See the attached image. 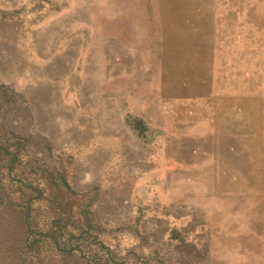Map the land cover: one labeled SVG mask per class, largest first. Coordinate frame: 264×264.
<instances>
[{
	"label": "rangeland",
	"instance_id": "374dc122",
	"mask_svg": "<svg viewBox=\"0 0 264 264\" xmlns=\"http://www.w3.org/2000/svg\"><path fill=\"white\" fill-rule=\"evenodd\" d=\"M0 85L123 252L264 264V0H0Z\"/></svg>",
	"mask_w": 264,
	"mask_h": 264
},
{
	"label": "trees",
	"instance_id": "16d2710c",
	"mask_svg": "<svg viewBox=\"0 0 264 264\" xmlns=\"http://www.w3.org/2000/svg\"><path fill=\"white\" fill-rule=\"evenodd\" d=\"M16 95L0 85V264H171L139 218L128 230L137 244L123 252V224L95 212L97 185L79 184L62 153L50 144L36 150L12 118L21 111Z\"/></svg>",
	"mask_w": 264,
	"mask_h": 264
}]
</instances>
